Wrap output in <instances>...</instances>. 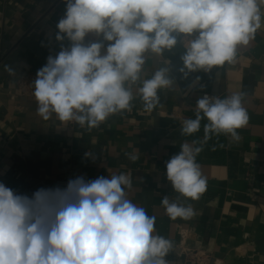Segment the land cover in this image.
<instances>
[{
  "label": "crops",
  "instance_id": "crops-1",
  "mask_svg": "<svg viewBox=\"0 0 264 264\" xmlns=\"http://www.w3.org/2000/svg\"><path fill=\"white\" fill-rule=\"evenodd\" d=\"M65 13L66 0H0V183L31 198L40 189L54 190L55 179L70 170L85 182L126 174L131 179L126 198L155 217L152 235L171 242L167 264L181 263L179 246L205 251L221 264H264V213L259 206L264 198V4L254 38L237 46L233 61L209 71L187 76L180 71L182 41L187 39L183 35L163 55L146 52L140 81L130 85V110L111 114L93 128L77 122L69 128L55 113L44 120L35 98L14 94L21 73L37 74L49 56L70 48L67 38L56 39ZM93 42L105 48L109 43L95 33L83 41ZM165 67L173 83L158 89L159 104L149 112L140 83ZM233 94H242L248 115L235 136L221 132L205 138L206 118L199 131L182 134L183 121L196 118L198 99ZM185 142L201 149L195 160L206 189L196 200L176 192L166 175V163ZM131 155L138 158L133 161ZM165 196L190 206L193 215L171 218L161 203Z\"/></svg>",
  "mask_w": 264,
  "mask_h": 264
},
{
  "label": "clouds",
  "instance_id": "clouds-1",
  "mask_svg": "<svg viewBox=\"0 0 264 264\" xmlns=\"http://www.w3.org/2000/svg\"><path fill=\"white\" fill-rule=\"evenodd\" d=\"M261 4L264 0H66L56 39L72 43L37 71L38 114L48 120L55 113L61 122L93 128L130 110V85L140 81L145 53L163 55L180 35L187 37L180 69L185 76L231 62L237 46L247 45L261 27ZM89 33L102 34L106 48L101 42L85 45ZM168 71L161 68L140 83L145 110L159 104L158 89L171 87ZM196 106V118L183 121L184 135L199 131L205 118V138L235 136L248 121L242 94L204 95ZM180 148L166 163L167 179L176 192L196 200L206 189L195 160L201 149L187 142ZM126 187H131L126 174L88 182L78 177L63 190L40 189L29 198L0 183V264H167L171 242L152 235L155 217L126 198ZM161 203L173 219L193 215L190 206L167 196Z\"/></svg>",
  "mask_w": 264,
  "mask_h": 264
},
{
  "label": "built area",
  "instance_id": "built-area-1",
  "mask_svg": "<svg viewBox=\"0 0 264 264\" xmlns=\"http://www.w3.org/2000/svg\"><path fill=\"white\" fill-rule=\"evenodd\" d=\"M37 75L33 72L26 71L19 75L15 81L14 94L22 98H35L34 93V81ZM76 121L66 122L69 128H72ZM77 176L73 170L68 171L65 175L60 176L54 181V189H65L70 180L76 179ZM259 206L264 213V198L259 201ZM178 255L182 256L180 264H221V262L211 254L197 249H187L178 247Z\"/></svg>",
  "mask_w": 264,
  "mask_h": 264
}]
</instances>
